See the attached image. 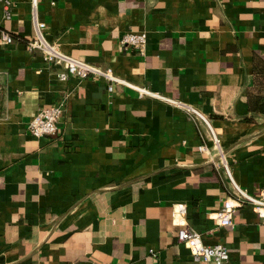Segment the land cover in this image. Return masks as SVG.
<instances>
[{"label": "crops", "instance_id": "0c3cea01", "mask_svg": "<svg viewBox=\"0 0 264 264\" xmlns=\"http://www.w3.org/2000/svg\"><path fill=\"white\" fill-rule=\"evenodd\" d=\"M36 21L61 53L198 110L229 174L202 119L123 84L62 80L28 50ZM127 33L146 47L124 49ZM61 101L59 134L33 138ZM232 182L264 190V0H0V264H215L179 243L178 205L229 264H264V217L245 205L232 226L216 219Z\"/></svg>", "mask_w": 264, "mask_h": 264}, {"label": "built area", "instance_id": "2783aa9c", "mask_svg": "<svg viewBox=\"0 0 264 264\" xmlns=\"http://www.w3.org/2000/svg\"><path fill=\"white\" fill-rule=\"evenodd\" d=\"M4 15L6 19L10 18L9 2H6L5 4ZM35 24L36 37L29 41L27 45L28 50L30 52H40L50 64L64 66L66 68V72L60 75L62 80H66L70 75H75L83 79L90 77L95 79H105L107 81L108 91L110 93L113 92L115 84H123L136 90L141 96H150L168 102L180 109L185 110L188 114L202 119L210 130L213 143L219 150L222 164L226 169V172L229 174V168L224 158L223 150L220 147V140L211 128L208 120L198 110L182 102L155 93L145 87H139L127 83L126 81L117 78L113 74L112 69H101L61 53L53 44L44 38L43 30L45 29V24L38 21H36ZM1 41L4 43V45H11L14 43L13 37L5 32L1 34ZM146 43L147 35L145 33H127L123 36L121 41L124 49H133L136 51H142L146 47ZM64 112V101L40 109L36 116L29 123L27 128L28 133L36 139L57 136L59 134V124ZM202 151L208 152L209 148L204 146L202 147ZM232 184L234 186V197L226 199L223 202L222 208L216 213V219L220 222V225L232 226L233 214L237 209L242 208L245 205L251 206L254 211L263 218L264 190L258 196H254L238 186L236 183L232 182ZM186 209L187 207L185 205H178L173 211V215L176 218H179L178 225L180 228L177 232V239L179 243L189 247L193 253L194 259L197 261L215 264H229L230 255L226 246L221 244L214 246L204 244L202 235L186 225L183 219Z\"/></svg>", "mask_w": 264, "mask_h": 264}]
</instances>
